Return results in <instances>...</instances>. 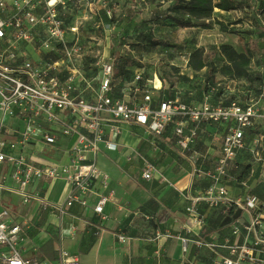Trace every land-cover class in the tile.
Here are the masks:
<instances>
[{"label":"built area","instance_id":"2783aa9c","mask_svg":"<svg viewBox=\"0 0 264 264\" xmlns=\"http://www.w3.org/2000/svg\"><path fill=\"white\" fill-rule=\"evenodd\" d=\"M93 5L88 0H0V166L8 165L0 171V194L16 195L22 203L37 204L59 218L70 214L74 203L92 205L101 220L106 219L112 177L100 164L98 151H118L123 146L121 137L129 135L133 126L142 127L156 141L173 124L178 149L191 166L192 182L208 181L201 192L185 194L190 218L200 222L197 209L202 203L256 211L242 225L233 224L232 234L244 230L246 241L223 246L230 256L222 263H257L264 243V190L256 193L253 183L264 188V103L251 95L227 101L213 100L212 95L201 102L161 100L157 73L154 80L147 79L151 89L147 83L140 84L139 69L134 71L133 85L119 96L115 59L103 61L99 90L91 99L85 94L90 81L84 62L93 39L83 32L87 15L81 11L89 6L97 14ZM107 13L111 16L112 9ZM207 123L222 128L223 137L199 151L200 134ZM38 144L51 147L48 152L59 146L64 157L55 163L45 161L49 157ZM129 149L125 159L138 164L144 180L168 181L147 154ZM57 179L70 185L60 201L50 199L49 189L42 192L35 187L39 181ZM229 182L242 188V193L233 197ZM15 209L14 203L0 208V247H4L0 258L5 264H81L77 254L64 248L57 262L26 256L22 242L27 219L16 220ZM96 227L97 233L103 230L102 223ZM71 228L76 230L75 225ZM187 232H191L189 227ZM115 235L120 241L129 238ZM182 240L185 252L191 243L206 244L188 236Z\"/></svg>","mask_w":264,"mask_h":264},{"label":"crops","instance_id":"0c3cea01","mask_svg":"<svg viewBox=\"0 0 264 264\" xmlns=\"http://www.w3.org/2000/svg\"><path fill=\"white\" fill-rule=\"evenodd\" d=\"M232 12H237V9L225 11L217 8L214 17L223 21L221 16ZM196 27L185 28L192 30ZM224 79L227 81L217 83L221 86L217 89L220 96L214 98L217 94L212 95L214 100L227 101L237 96L236 89L227 87L228 82L234 80L227 77ZM214 91L212 93L217 92ZM164 135L159 139H162ZM126 136L128 135L121 137L123 146L120 149L132 148L126 143ZM222 137V128L214 124H204L197 149L205 151L214 145V141L218 142ZM167 139L169 138L166 137ZM38 148H44V154L54 152V150L48 152L52 148L44 147L43 144H38ZM103 151L110 154L105 149ZM177 153L183 157L179 149ZM55 157L56 160L62 159L63 151L57 152ZM98 159L112 177L111 198L105 206L106 219L101 220L92 205L83 206L74 203L70 214L59 218L55 214L41 210L37 204L22 203L16 195L0 194V208L5 203H14L17 209L16 220L22 222L27 219L24 230L26 238L22 242L26 256L57 262L60 250L64 248L77 254L81 264H223L222 259L230 256L229 249L223 246L228 243L243 244L246 241L245 231L232 234V227L234 223L242 225L256 211L236 209L226 203L216 207L202 203L197 209V215L201 218L200 222L195 223L190 218L186 210L188 201L185 194L192 195L201 192L208 181L200 178L192 182L189 161L188 168L183 166V168L176 167L165 171L159 168L168 178V181H164L159 178L144 180L138 164L127 163L126 159L122 166L129 165L127 170H113L108 167L109 158L98 157ZM110 159L114 160L111 157ZM7 169L6 164L0 166L2 172ZM184 171L190 174L187 180L181 179V173ZM169 172L173 174L170 175ZM173 181L183 182L184 185L180 188L174 185ZM35 187L42 192L49 189V196L53 201L62 200L70 189V185L64 179L52 182L42 180L37 182ZM253 187L256 193H262L264 190L262 185L253 183ZM230 190L233 197H237L243 191L238 186H232ZM261 214L264 218V209L261 210ZM98 223H102L103 230L100 233H97ZM72 225L76 226V230L71 228ZM187 227L191 229V232H187ZM117 233L129 238L120 241L115 235ZM183 236L202 239L206 244L197 247L191 243L189 251L185 252ZM260 248L259 260L255 264H264V243L260 245ZM2 249H4L3 246L0 247V251ZM0 264H5L1 258ZM242 264L252 263L245 260Z\"/></svg>","mask_w":264,"mask_h":264},{"label":"rangeland","instance_id":"374dc122","mask_svg":"<svg viewBox=\"0 0 264 264\" xmlns=\"http://www.w3.org/2000/svg\"><path fill=\"white\" fill-rule=\"evenodd\" d=\"M88 1L94 3L93 9L97 11V14L90 12L89 6L87 11H81L87 15L83 32L87 39H93L89 43V56L84 62L90 81V87L85 94L91 99L95 98L99 90L98 77L102 63L111 59H115L116 65L130 69L131 75H128L129 83L126 87L132 85L130 77L136 69L140 70L145 79L154 80L157 73L161 81L157 85L161 87L159 94L161 100L170 97L199 102L205 99L208 90L205 68L196 71L189 65L192 52L197 49L199 53L195 59H204L208 62L212 58L215 63L217 69L215 79L211 83L214 85L227 81L221 72V68L229 63L220 50L224 43L233 45L240 52L248 51L254 55L253 68L258 72L263 70L264 0H238L237 12L224 14L221 16L223 21L218 17L201 20L194 30L170 21L165 9L172 0H157L154 5H148L146 0H108L105 5L96 0ZM107 9H112L111 16L108 15ZM217 21L223 22L225 28L222 29ZM202 23L207 26H203ZM145 37H148V40H161L162 44L154 45L148 40L144 41ZM250 47H253V50ZM113 51L117 52L116 57L112 56ZM146 83L153 89L152 83ZM228 86L236 89L237 96L246 98L252 94L255 100L264 103V81L251 83L240 79L228 82ZM125 92L130 91L126 89ZM215 94L217 96L214 98H219L220 93L215 92L213 96ZM21 126L24 128L23 124ZM130 130L131 133L125 137L126 143L132 149L148 154L158 168L164 171L183 166L188 168V160L177 153L178 146L173 139V124L163 138L156 141L140 126H133ZM166 137L169 139L166 140ZM58 148L59 146L51 154L45 153L55 160L48 158L45 161L58 162L60 159L56 160L55 157L56 153L60 152ZM108 153L110 154L103 150L98 151V157L109 158L108 167L113 170H127L129 165L122 166L128 153L127 149ZM189 175L184 171L181 173V179L187 180ZM173 183L180 188L184 185L180 181ZM229 184L232 186V183ZM15 210L17 212V209Z\"/></svg>","mask_w":264,"mask_h":264},{"label":"trees","instance_id":"16d2710c","mask_svg":"<svg viewBox=\"0 0 264 264\" xmlns=\"http://www.w3.org/2000/svg\"><path fill=\"white\" fill-rule=\"evenodd\" d=\"M146 2L148 3V5H154L156 4L157 0H146ZM217 8L225 11L235 10L239 8V1L238 0H172V3L167 5L165 12L166 14H169L168 18L173 24L175 23L183 27H192V26H198L199 25L198 22L201 20L212 19L214 17ZM217 23L221 25L222 29L225 28L223 22L217 21ZM202 25L207 26L205 23H202ZM148 39H149L148 37H145L144 41H147ZM148 41L152 42V44L154 45L162 44V41L157 39L155 40L150 39ZM250 49L253 50V47H250ZM220 50L221 53L225 56V58L229 62L227 65H224L221 68V72L223 75H225V77L233 80L245 79L247 81H250L251 83L254 82L259 83L264 81V67L261 72H258L252 66V58L254 57V55L250 54L248 51L240 52L233 45L229 43L222 44ZM198 53H199L198 49L192 52V58L189 61V65L196 71L205 68V80L207 81V87H208L207 94L205 95L206 97L207 95H213L212 92L214 90H212V88L215 87L216 84L214 85L211 83L215 79L217 68L212 58H210L208 62H206L204 59H195V56L198 55ZM112 56L116 57L117 52L113 51ZM114 67H115V78L119 80L116 93L119 96H123V89L127 88L126 84L129 83L128 75L129 74L131 75V71L127 67L116 65V62ZM133 76L134 73L130 77V80L132 81V85L134 82ZM139 82L140 84H146L147 79L144 78V75L142 80ZM180 99L187 102H194L183 98Z\"/></svg>","mask_w":264,"mask_h":264},{"label":"bare ground","instance_id":"6f19581e","mask_svg":"<svg viewBox=\"0 0 264 264\" xmlns=\"http://www.w3.org/2000/svg\"><path fill=\"white\" fill-rule=\"evenodd\" d=\"M160 84V80L159 79H157V85H159Z\"/></svg>","mask_w":264,"mask_h":264}]
</instances>
